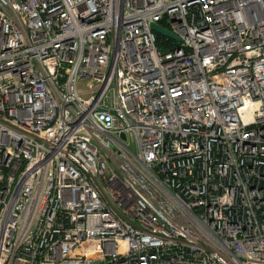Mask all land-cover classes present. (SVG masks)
Returning <instances> with one entry per match:
<instances>
[{
    "label": "built area",
    "instance_id": "built-area-1",
    "mask_svg": "<svg viewBox=\"0 0 264 264\" xmlns=\"http://www.w3.org/2000/svg\"><path fill=\"white\" fill-rule=\"evenodd\" d=\"M0 264H264V0H0Z\"/></svg>",
    "mask_w": 264,
    "mask_h": 264
},
{
    "label": "water",
    "instance_id": "water-1",
    "mask_svg": "<svg viewBox=\"0 0 264 264\" xmlns=\"http://www.w3.org/2000/svg\"><path fill=\"white\" fill-rule=\"evenodd\" d=\"M151 28L153 31H155L156 33L160 34L163 37L170 38V39L177 41V42L181 41L176 35L170 33L169 31H167L166 29H164L163 27H161L158 24H152Z\"/></svg>",
    "mask_w": 264,
    "mask_h": 264
},
{
    "label": "trees",
    "instance_id": "trees-1",
    "mask_svg": "<svg viewBox=\"0 0 264 264\" xmlns=\"http://www.w3.org/2000/svg\"><path fill=\"white\" fill-rule=\"evenodd\" d=\"M160 38V37H159Z\"/></svg>",
    "mask_w": 264,
    "mask_h": 264
}]
</instances>
